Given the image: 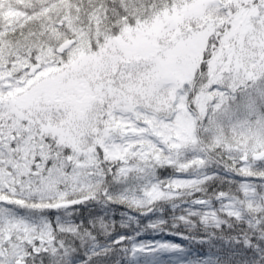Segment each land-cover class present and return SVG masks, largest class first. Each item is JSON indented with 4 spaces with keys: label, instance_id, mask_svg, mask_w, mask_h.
<instances>
[{
    "label": "snow or ice",
    "instance_id": "snow-or-ice-1",
    "mask_svg": "<svg viewBox=\"0 0 264 264\" xmlns=\"http://www.w3.org/2000/svg\"><path fill=\"white\" fill-rule=\"evenodd\" d=\"M0 264H264V0H0Z\"/></svg>",
    "mask_w": 264,
    "mask_h": 264
}]
</instances>
